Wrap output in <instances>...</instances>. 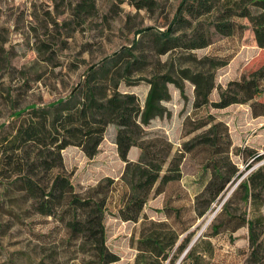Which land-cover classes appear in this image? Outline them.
<instances>
[{"label":"rangeland","instance_id":"obj_1","mask_svg":"<svg viewBox=\"0 0 264 264\" xmlns=\"http://www.w3.org/2000/svg\"><path fill=\"white\" fill-rule=\"evenodd\" d=\"M77 1L80 0H0V124L4 123L0 127V264H98L91 247L82 249L79 241L69 239L58 217L35 211L18 177L25 171L20 175L12 174L3 140L14 133L23 120L13 121L14 111L31 104L44 105L65 99L84 79L90 65L100 64L105 57L131 46L135 40L140 41L132 51L142 57V68L133 69L129 77L133 83L127 85L122 81L119 90L135 93L141 105L149 89L145 78L166 70L170 63L176 69L181 66L199 70L203 67L200 62L203 56L227 59L226 65L214 71L215 86L209 95L210 102L218 101L219 90L229 81L264 67V48L257 46L245 18L237 20L246 26L241 34L213 33L206 47L178 48L157 54L138 30L165 28L181 0H93L92 8L85 10L81 17L72 14ZM168 89L171 97L163 104L170 115L151 120L145 127L147 131L162 132L175 147L181 148L184 141L202 129L187 135L185 132L211 116L213 121L227 126L231 141L229 157L238 172L242 171V177L258 168L264 171V116H253L248 103H233L223 108L208 104L195 109L192 106L194 86L188 80L184 81L183 96L172 83L168 84ZM258 99L264 102V92ZM115 132V125L107 126L93 158L84 156L77 147L63 149L61 171L69 176L74 190L79 193L104 177L114 179L103 222L106 246L120 259L109 264H132L135 249L130 247L129 239L132 235L137 237L142 219L123 221L117 213L126 187L120 178L124 163L113 143ZM137 152V148L132 147L129 156ZM26 154L20 153L23 163ZM258 155L262 158L254 159ZM205 159L204 152L186 153L180 165V179L167 184L164 192L152 195L143 214L148 219H168L178 229L187 226L178 242L190 234L187 247L191 243L196 245V251L206 264H256L250 257L247 224L234 232L227 230L232 223L227 221L223 205L226 203L227 211L235 215L263 216L257 231H261L259 240L264 241V184L256 189L261 199L257 208L250 200L244 202L241 198L237 185L242 177H233L209 202L208 193L204 191L209 179V172L202 169ZM50 176L42 172L37 175L43 184L48 183ZM205 208L204 214L198 217V210ZM220 223L218 233H214L212 225ZM207 242L212 246L210 252L206 251ZM187 247L173 264H189V260L184 259ZM164 264H169L168 260Z\"/></svg>","mask_w":264,"mask_h":264},{"label":"trees","instance_id":"obj_2","mask_svg":"<svg viewBox=\"0 0 264 264\" xmlns=\"http://www.w3.org/2000/svg\"><path fill=\"white\" fill-rule=\"evenodd\" d=\"M93 5V0L77 1L72 14L81 17ZM240 18L248 20L257 46L264 48V0H181L165 28L146 27L138 30V34L147 38L157 54L178 48L195 50L208 46L213 33L222 36L241 34L246 26L237 22ZM139 41L135 40L131 46L105 57L98 65H90L84 79L73 87L65 99L35 105L12 116L13 121L23 120L16 126L15 132L3 140L12 174L20 175L25 171L18 177L35 211L44 216L58 217L67 229L69 239L79 241L82 249L91 247L98 264L120 259L106 246L103 222L114 179L104 177L85 192H76L69 176L61 171L63 149L77 147L84 156L93 158L107 126L115 125L113 143L119 159L124 163L120 178L126 187L117 213L123 221L138 222L142 219L137 237L132 235L129 239L130 247L135 249L132 264H164L166 260L173 264L189 244L190 234L178 242L179 236L188 227L178 229L168 219H148L143 214L148 199L164 192L167 184L180 179V165L186 153L204 152L206 156L202 169L209 172L204 188L209 202L224 190L233 177L239 179L243 173L238 172L230 160L231 141L227 126L221 121H213L211 116L198 121L185 132L187 135L202 129L184 141L181 148L175 147L164 133L145 129L154 118L170 115L163 104L171 97L168 84L172 83L183 96L184 81L188 80L194 86L192 106L195 109L208 104L223 108L233 103H248L253 116H264V102L258 99L264 92V67L229 81L224 89L219 90L218 101L210 102L209 95L215 86L214 71L228 61L209 56L200 59L203 67L199 70L181 66L176 69L170 63L166 70L156 71L145 78L149 89L141 105L135 93L119 90L122 81L127 85L133 83L129 79L133 69L142 68V57L132 51ZM132 147L138 150L134 160L129 156ZM21 152L27 153L25 163L21 161ZM239 152L242 153V150ZM261 158L258 155L254 159ZM53 170L57 173L52 175L50 172ZM41 172L51 175L47 184L39 181L37 175ZM263 184L264 171L258 168L242 177L237 189L244 202L250 200L257 208L261 199L256 189ZM225 204L227 221L232 223L227 230L234 232L247 224L250 257L256 264H264V241L259 240L261 231H257L263 223V216L246 218L245 214L235 215L227 211ZM205 210H198L196 215H203ZM220 225H212L214 233H218ZM207 245L206 251L210 252V242ZM187 248L184 259H188L189 264H206L196 251V245L191 243Z\"/></svg>","mask_w":264,"mask_h":264},{"label":"water","instance_id":"obj_3","mask_svg":"<svg viewBox=\"0 0 264 264\" xmlns=\"http://www.w3.org/2000/svg\"><path fill=\"white\" fill-rule=\"evenodd\" d=\"M62 100V98H59L57 101H61ZM35 106V104H31V105H27V106H25L24 108H21V109H19V110H16L13 114H12V116H17V115H19L20 113H22V112H24L25 110H27L28 108H30V107H34ZM2 125H4V123L3 124H0V127L2 126ZM188 249V248H187ZM187 249H186V251H187ZM186 251L184 252V253H186Z\"/></svg>","mask_w":264,"mask_h":264},{"label":"crops","instance_id":"obj_4","mask_svg":"<svg viewBox=\"0 0 264 264\" xmlns=\"http://www.w3.org/2000/svg\"><path fill=\"white\" fill-rule=\"evenodd\" d=\"M129 153H130V152H129ZM136 156H137V154L134 153L133 156H130V159H131V160H134V159L136 158Z\"/></svg>","mask_w":264,"mask_h":264},{"label":"built area","instance_id":"obj_5","mask_svg":"<svg viewBox=\"0 0 264 264\" xmlns=\"http://www.w3.org/2000/svg\"><path fill=\"white\" fill-rule=\"evenodd\" d=\"M31 1V0H30Z\"/></svg>","mask_w":264,"mask_h":264}]
</instances>
